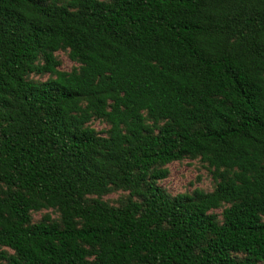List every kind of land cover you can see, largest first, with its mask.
<instances>
[{"label":"trees","instance_id":"1","mask_svg":"<svg viewBox=\"0 0 264 264\" xmlns=\"http://www.w3.org/2000/svg\"><path fill=\"white\" fill-rule=\"evenodd\" d=\"M0 264H264V0H0Z\"/></svg>","mask_w":264,"mask_h":264},{"label":"rangeland","instance_id":"2","mask_svg":"<svg viewBox=\"0 0 264 264\" xmlns=\"http://www.w3.org/2000/svg\"><path fill=\"white\" fill-rule=\"evenodd\" d=\"M56 55L61 62V65L59 67L60 70L71 72L74 68L78 67V64L70 59L67 52L60 51ZM50 77V74H32L30 78L35 81L44 82L47 81ZM91 125L100 133H104V131L109 128L106 123L100 120L92 121ZM167 168L169 169V176L159 184L171 196L192 193L195 189H202L206 192H211L216 186V182L213 179L210 168L200 159H185L182 161L173 162L169 164ZM127 196L128 192L120 190L104 196L103 200L109 202L112 205H119L120 201L125 199ZM222 212L223 208L213 211L214 214H217L220 220L222 219ZM47 213H51L55 218L57 217V215L51 210H43L41 212H34L32 214L33 221H40Z\"/></svg>","mask_w":264,"mask_h":264}]
</instances>
